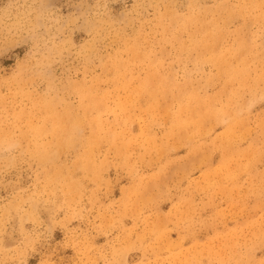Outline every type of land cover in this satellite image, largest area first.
Instances as JSON below:
<instances>
[{"label": "rangeland", "instance_id": "rangeland-1", "mask_svg": "<svg viewBox=\"0 0 264 264\" xmlns=\"http://www.w3.org/2000/svg\"><path fill=\"white\" fill-rule=\"evenodd\" d=\"M0 264H264V0H0Z\"/></svg>", "mask_w": 264, "mask_h": 264}, {"label": "bare ground", "instance_id": "bare-ground-1", "mask_svg": "<svg viewBox=\"0 0 264 264\" xmlns=\"http://www.w3.org/2000/svg\"><path fill=\"white\" fill-rule=\"evenodd\" d=\"M233 65V64H232ZM223 67V66H222ZM181 128H182V126H181Z\"/></svg>", "mask_w": 264, "mask_h": 264}]
</instances>
